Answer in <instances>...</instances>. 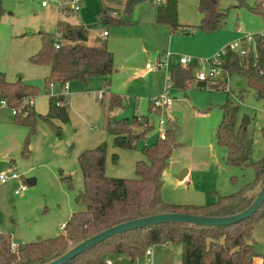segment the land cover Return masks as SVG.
<instances>
[{"label":"rangeland","instance_id":"rangeland-1","mask_svg":"<svg viewBox=\"0 0 264 264\" xmlns=\"http://www.w3.org/2000/svg\"><path fill=\"white\" fill-rule=\"evenodd\" d=\"M0 0V72L9 81L19 78L39 86L35 96V111H48L49 97L66 94L69 100L70 120H54L53 127L38 116L33 128L14 121V109L0 100V171L8 174L16 169L27 183L26 190L15 193L19 183L0 181V232L11 235L13 244L51 238L63 232L60 226L71 215L83 209L76 197L84 188L78 157L86 149L107 144L106 174L111 177L133 178L136 163L144 160L143 148L160 133L159 120L177 122L176 140L179 143L172 154L170 165L164 170L163 199L171 204H208L216 200V192L230 194L241 189L255 177L253 166H230L226 150L217 141L216 131L223 117L222 105L229 98L238 105V123L245 115L250 117L248 133L253 142L251 160L264 155V100L249 88L247 79L238 74L226 81L219 75L215 84L200 87L193 80L187 88L171 87L166 94L170 67L180 63L181 57L190 59L195 76L201 70H210L209 59L217 57L227 45L244 35L264 33V17L237 0H222L228 16L215 32L197 28L201 14L199 0H178V21L181 26H192V32L173 29L156 20V6L161 0H143L134 3L131 12L125 9L127 0H116L108 14L126 20L124 23H102L105 0H84L82 8L70 16V21H81L91 27L89 43L97 33L108 31L106 40L114 52L116 71L108 78L94 76L87 81L74 80L66 88L60 83L49 85L47 64L32 63L30 55L41 46L39 31L57 32L61 17L57 1ZM65 1V0H64ZM254 5L255 0H246ZM98 36V35H97ZM178 38H183L182 41ZM215 45H218L215 47ZM221 45V46H220ZM249 46L255 49V42ZM162 60V66H154ZM150 64L152 67H147ZM117 94L124 105L109 110L108 97ZM166 94L171 103L154 110V99ZM103 97V102L100 98ZM28 101V99L26 100ZM111 113L117 119L127 118L132 129L141 131L144 124L133 123L135 115L147 116L152 126L146 138L135 147L114 146L113 137L106 129ZM28 138L27 153L24 148ZM25 151V153H24ZM117 160L113 159L114 154ZM187 171L184 178L181 175ZM71 177L67 180L66 177ZM35 179V182L30 180ZM257 256L264 254V219L252 231ZM156 258L144 255L136 264H181L182 250L174 246L169 251L163 245H152ZM114 264H130L127 255L112 258Z\"/></svg>","mask_w":264,"mask_h":264},{"label":"trees","instance_id":"trees-1","mask_svg":"<svg viewBox=\"0 0 264 264\" xmlns=\"http://www.w3.org/2000/svg\"><path fill=\"white\" fill-rule=\"evenodd\" d=\"M237 1L238 6H246L264 17L263 2L255 0L254 5H250L246 0ZM221 2L222 0L198 1L201 20L197 28L204 32H215L220 28L228 16ZM134 3L133 0L126 1L127 12H131ZM109 9H103L102 22H127L108 14ZM156 20L170 25L173 29L182 28L186 33L192 32V26L179 24L178 0L159 2L156 7ZM39 33L41 46L30 56V60L37 65L49 66V74L46 77L49 85L60 83L65 86L74 80L86 82L94 76H102L108 83V78L116 71L114 52L100 36L94 38V43H89L91 32L88 26L59 21L57 32L41 30ZM169 73L172 87L187 88L196 80L191 64H173ZM234 74L244 76L249 88L258 98L264 100V33L256 35L255 49L249 47L246 54L228 49L222 56L217 76L212 80H197V84L211 88L210 85L215 84L214 81L219 75L227 81L228 77ZM39 92V86L26 83L21 78L15 82L9 81L5 73L0 72V100L5 99L8 106L16 109L15 123L33 128L36 117L40 116L59 129V126H54V120L64 123L70 120L67 96H50L47 113L38 114L29 100ZM100 102H103V97ZM122 105L124 100L121 96L110 94L109 110ZM222 109L223 117L217 127L216 137L218 143L226 150V163L230 166H253L255 169V177L241 189L230 194L216 192V200L208 204L177 205L166 202L162 196L163 172L170 165L173 151L179 144L176 140L177 122L168 119L165 139L158 136L151 144H145V159L137 161L136 176L133 178L111 177L106 174L105 142L84 150L78 157L84 188L76 197L83 209L74 212L63 225V232L51 238L13 245L11 235L0 232V264L47 263L86 237L116 224L150 214L182 212L225 216L250 206L254 197L249 196L248 191L264 182V155L257 161L251 160L253 142L248 133V126L238 123V105L228 98ZM132 122L144 124V128L135 131L127 118L117 119L111 113L108 114L106 129L113 137L114 146L135 147L140 139L146 138L152 128L147 116L135 115ZM262 132L264 137V128ZM27 144L28 138L24 143L26 153ZM117 158L115 153L113 159ZM66 179L70 181L71 177ZM261 219H264V203L252 216L231 225H149L109 237L65 264H108L110 257L123 255L129 257L130 264H136L139 258L147 255L146 251L150 246L157 244H180L183 250L182 264H252L254 257L258 255L252 241V231ZM262 257L264 264V254Z\"/></svg>","mask_w":264,"mask_h":264},{"label":"water","instance_id":"water-1","mask_svg":"<svg viewBox=\"0 0 264 264\" xmlns=\"http://www.w3.org/2000/svg\"><path fill=\"white\" fill-rule=\"evenodd\" d=\"M141 1L143 0H133V2L135 3ZM249 122L250 117L248 115H245L242 124L248 125ZM30 181L34 183L35 179H32ZM247 194L254 197V201L250 204V206L235 214L225 216H207L182 212H164L150 214L148 216H143L116 224L94 234L93 236L86 237L66 250L62 255L44 264H65L86 249L109 237L116 236L128 230H134L149 225L162 223H184L190 225L223 226L234 224L238 221L252 216L264 203V182L261 185H258L255 189L248 191Z\"/></svg>","mask_w":264,"mask_h":264},{"label":"built area","instance_id":"built-area-1","mask_svg":"<svg viewBox=\"0 0 264 264\" xmlns=\"http://www.w3.org/2000/svg\"><path fill=\"white\" fill-rule=\"evenodd\" d=\"M264 3V0H259ZM84 0H59L57 1V7L58 9L64 11V12H75L79 11L82 7ZM42 5L47 6L49 5L48 0H42ZM108 31H104V35H107ZM60 36V35H59ZM256 36L253 37L251 34H247L242 36L239 39L234 40L230 44H227L217 55L214 59H209L210 64V70L208 72H205L203 70L199 71L196 75V80H212L215 78L219 72V65L221 63L222 56L226 54L228 49L238 51L240 54H246L249 51V44L251 42H255ZM59 47V44L56 45ZM162 60H160L154 67L158 68L162 66ZM190 62V59L186 57L180 58L181 64H188ZM147 67H152L150 64H147ZM53 85V84H52ZM65 87H68V83L65 85ZM172 87V82L169 79L168 80V86L166 87V94L169 90V88ZM162 95L160 98H156L152 101L151 106L155 109H161L163 106H167L171 103V99L166 95ZM30 104H34V97L30 98L29 100ZM1 103L3 105H7V101L5 99L1 100ZM16 112V109H14V113ZM166 119L160 118L159 120V126H160V133L159 136L162 139H165L166 137ZM0 181L7 182V181H18L19 185L15 190V193H20L23 190H26L27 183L23 181V175L20 174L16 169H12L8 174L3 173L0 171ZM147 255L151 254V249L148 248L146 251ZM108 264H111V260H107ZM151 264V262H149Z\"/></svg>","mask_w":264,"mask_h":264},{"label":"crops","instance_id":"crops-1","mask_svg":"<svg viewBox=\"0 0 264 264\" xmlns=\"http://www.w3.org/2000/svg\"><path fill=\"white\" fill-rule=\"evenodd\" d=\"M164 0H161V1H159V2H163ZM105 2H106V5H105V7H108V8H110L111 6H112V4H116V0H105ZM83 5V4H82ZM44 7H48V5L47 6H44ZM157 7V6H156ZM82 8V7H81ZM60 10V9H59ZM61 17H59L58 18V20H57V26H58V22L59 21H64V22H68V23H70V24H72V25H83V26H88V27H90V32H91V27H93V25L94 24H89V25H85V24H83L81 21H78V22H76V23H72L71 21H70V16H72L75 12H78V11H75V12H64V11H62L61 10ZM105 31V30H104ZM104 31L102 32V33H100V32H98L97 33V35L98 36H108L109 35V33L107 34V35H104ZM40 32V31H39ZM96 35V36H97ZM95 38V37H94ZM179 40H177V41H182V39L183 38H178ZM92 43H94V39H93V42ZM218 45H215V47H217ZM221 46V45H220ZM40 48V47H39ZM39 50V49H38ZM37 52V51H36ZM34 54V53H33ZM31 56V55H30ZM49 70H50V68H49ZM115 73V72H114ZM106 80V79H105ZM66 95V94H65ZM67 96V95H66ZM102 97H104V95L102 96ZM67 99H68V97H67ZM34 107H35V98H34ZM48 109H49V106H48ZM148 118V117H147ZM186 174H187V171L186 172H184V174L183 175H181V178H184L185 176H186ZM14 182H18V181H14ZM63 225H64V223L60 226V228H62L63 227ZM13 245H15V244H13ZM159 245H163V246H165L166 248H168L169 249V251H173V249H174V246H178L181 250H182V246L180 245V244H175V245H170V244H159ZM151 249V248H150ZM182 253H183V250H182ZM148 256H151L152 258L154 257V258H156V253H154V251L151 249V254H149ZM256 257V256H255ZM254 257V258H255ZM112 258L113 257H110L108 260H111V264H114V262H113V260H112ZM182 258V257H181ZM149 262H151V261H148V263L147 264H149ZM151 264H152V262H151ZM182 264V263H181ZM256 264H263V257H262V255H261V258H259L258 260L256 259Z\"/></svg>","mask_w":264,"mask_h":264}]
</instances>
